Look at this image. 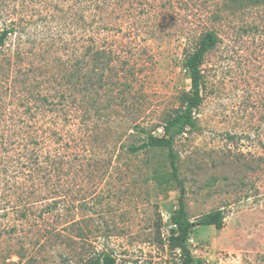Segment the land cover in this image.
I'll use <instances>...</instances> for the list:
<instances>
[{
	"label": "rangeland",
	"instance_id": "rangeland-1",
	"mask_svg": "<svg viewBox=\"0 0 264 264\" xmlns=\"http://www.w3.org/2000/svg\"><path fill=\"white\" fill-rule=\"evenodd\" d=\"M98 2L91 11L90 0H0V29L14 27L0 48V264L20 246L34 264H79L102 251L118 264H181L168 242L180 191L167 154L125 146L144 141L138 125L157 135L181 106L190 88L182 62L209 30L218 40L201 65L197 129L177 136L174 150L189 219L219 208L225 218L192 229L191 264H264V0ZM90 34L120 73L136 76L123 78L132 84L125 101L86 120L78 108L69 125L51 103L58 87L68 92L62 76L75 59H87ZM49 146L61 160L50 181L39 173L34 218L21 219L33 188L26 170Z\"/></svg>",
	"mask_w": 264,
	"mask_h": 264
},
{
	"label": "trees",
	"instance_id": "trees-1",
	"mask_svg": "<svg viewBox=\"0 0 264 264\" xmlns=\"http://www.w3.org/2000/svg\"><path fill=\"white\" fill-rule=\"evenodd\" d=\"M99 0H90V3H95V7H90L89 10L95 11L98 6ZM263 2V0H247L250 5H256ZM92 6V5H91ZM97 32H99L96 27ZM14 31L13 25H4L0 29V48L5 44L8 36ZM96 32H92L94 34ZM92 34L89 35L90 43L87 46V59L82 56L75 59L74 66H72L67 73L62 77L66 81L67 91L64 92L63 88L58 87L55 94V100L52 101V110L59 115H64L67 124H74V119L79 110L82 112V118L86 120L89 118V111L92 110L95 114L100 115L103 108L110 107L115 101H125L127 94L132 90L131 82H128L126 78L131 76V80H134V71L127 73H120L115 67L114 60L117 58L114 56L110 49H104L98 46L97 38ZM218 37L213 31H206L200 38L197 48L188 53L183 62V68L187 72L188 79L190 81V88L184 92L181 97V106L174 112V114L166 119L163 123V133L154 135L149 131H146L143 127L137 126L139 132L144 134V141L139 144H129L125 146V149L130 154H136L147 149H162L166 152L169 168L170 178L175 182L177 188L180 191L178 196V207L170 215V223L172 227L169 230L168 242L169 246L178 250L181 264H191L193 257L188 247V239L192 229L196 225L200 226H214L220 228L223 225L225 214L223 209H215L204 215H202L197 221L193 222L189 219L184 203V184L179 175V169L177 164L178 155L174 150V140L177 136L183 134L185 131H194L197 129L195 112L202 103L203 96V74L201 65L204 55L212 49L217 43ZM87 66V72H83V68ZM131 74V75H130ZM60 86V85H59ZM115 92V93H114ZM119 92V93H117ZM106 98V103L103 106L100 105V99ZM78 106V107H77ZM71 107V108H70ZM72 127V126H71ZM56 132V130H54ZM47 134L44 133L41 144L46 147L48 144ZM260 160H263L259 157ZM35 161L27 168V181H31L33 188L30 191V197L23 199L22 206L19 210V216L21 219L27 220L30 216H33V209L36 208V201H31L36 195L34 191V181L42 172L46 180L50 181L53 167L56 166V162L61 160L57 149H52L50 146L47 148V153L41 151L39 154L33 155ZM250 166V165H249ZM254 170L253 167H249ZM61 169V168H60ZM59 169V170H60ZM154 178L166 181L163 173L155 171ZM54 187V186H53ZM54 190H57L54 187ZM57 199H53L41 206L39 211L42 214L53 210L57 205ZM39 213L38 216H42ZM34 218V216L32 217ZM46 238V236L44 237ZM38 247L43 243L38 241L33 242ZM30 248L26 246H20L18 249H10L7 259L8 264H18L24 260L25 264H34L33 256L30 254ZM15 255L18 261H12L11 257ZM79 264H118L116 259L111 253L102 251L97 256L91 259L80 262Z\"/></svg>",
	"mask_w": 264,
	"mask_h": 264
},
{
	"label": "built area",
	"instance_id": "built-area-1",
	"mask_svg": "<svg viewBox=\"0 0 264 264\" xmlns=\"http://www.w3.org/2000/svg\"><path fill=\"white\" fill-rule=\"evenodd\" d=\"M157 131H158V134H157V135L160 136V135L163 133V129H162V127L158 128Z\"/></svg>",
	"mask_w": 264,
	"mask_h": 264
}]
</instances>
